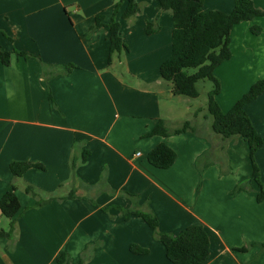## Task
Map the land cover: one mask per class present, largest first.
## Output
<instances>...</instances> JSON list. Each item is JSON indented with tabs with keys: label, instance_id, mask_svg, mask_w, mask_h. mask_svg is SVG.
I'll return each mask as SVG.
<instances>
[{
	"label": "crops",
	"instance_id": "0c3cea01",
	"mask_svg": "<svg viewBox=\"0 0 264 264\" xmlns=\"http://www.w3.org/2000/svg\"><path fill=\"white\" fill-rule=\"evenodd\" d=\"M116 2L0 0V45L12 52L10 64L0 62V197L13 180L11 161L44 166L31 167L15 180L20 210L13 240L0 237V264H59L61 253L71 264H80L82 251L93 243L87 264H172L141 216L123 219L118 210L101 208H144L146 200L161 231L177 234L194 223L205 228L210 250L204 264H264L258 246L264 243V201H257L259 186L250 179L247 140L236 136L223 142L207 113L198 117L204 107L192 116L190 100H183L184 108L198 133L146 135L160 120L172 130L188 119L174 114L162 99L174 97L159 72L172 52V15L158 0H136V14L124 19L126 3L113 16ZM253 2L264 10V0ZM233 6L234 0L203 2L204 10L226 13ZM97 16H102L99 26ZM113 17L121 24L127 48L108 63L107 24ZM147 22L151 33L146 32ZM252 25L262 31L253 34ZM230 50V58L214 70L221 86L216 101L224 112L264 77V16L235 24ZM41 61L75 68L45 78ZM245 110L263 139L255 161L264 189V92ZM159 143L176 152L168 168L148 162L149 151ZM83 149L90 154L78 160L71 178V156L80 158ZM203 155L209 163L200 171L198 158ZM247 180L251 189L231 194ZM27 184L37 189L36 196L25 191ZM71 189L77 197L33 207L40 198ZM6 222L8 227L10 219L0 211V227ZM247 243L256 245L244 252L236 249ZM131 244L148 252L133 253Z\"/></svg>",
	"mask_w": 264,
	"mask_h": 264
},
{
	"label": "trees",
	"instance_id": "16d2710c",
	"mask_svg": "<svg viewBox=\"0 0 264 264\" xmlns=\"http://www.w3.org/2000/svg\"><path fill=\"white\" fill-rule=\"evenodd\" d=\"M161 9L168 11L172 15V52L165 59L160 67V77L171 84L172 95H185L189 97H197L199 91L197 83L200 80L207 79L211 82L212 87L207 93V112L211 116V129L218 134L223 142L241 136L248 142L249 158L252 166L251 180L255 181L259 190L256 194L257 201H264V189L259 178V168L255 161V154L262 146L263 139L253 126L245 106L254 100L258 95L264 92V77L256 80L250 88L224 112L216 101V95L220 92V81L215 76L214 70L223 61L231 56L230 50V31L232 27L242 21H249L255 17L264 16V10L257 8L253 0H234L233 9L229 12L220 10H204L203 0H158ZM122 3H126L121 14L122 18L128 19L133 17L137 12L136 0H117L113 8V16L118 11ZM102 16L96 17L95 26L101 24ZM109 28V52L108 63L111 62L113 55H119L127 48L121 33V24L115 17L107 24ZM251 32L255 35L262 31L261 26L252 25ZM146 32L151 33L149 22L146 24ZM11 53L3 50L0 45V62L4 65L10 64ZM19 55L28 58L32 55L26 52H17ZM44 77L48 78L52 75L68 74L75 65L67 64L55 66L46 64L41 61ZM194 69L193 73H189V69ZM57 69L58 71H55ZM51 99V97H50ZM185 131L198 133L195 126L190 121L184 123L172 130L168 129L163 120H160L155 128L147 132L146 135L159 134L167 136ZM82 142H76L80 145ZM224 150V145H222ZM88 150H81L80 158H76L74 154L70 159V176L74 178V172L78 160H85L89 156ZM205 155L198 158V168L200 171L209 159H203ZM148 162L157 168H168L176 159V152L164 143L157 144L147 155ZM31 167L44 169L40 163L30 161H11L9 168L13 175V180L9 188L0 197V211L10 219L8 228L0 227V237H6L13 240L15 231V216L20 210V202L16 195L15 180L20 178L22 174ZM247 181L236 185L231 194H235L242 189H251L247 187ZM25 191L31 195H37V189L31 184L25 186ZM137 200L136 194L124 192ZM67 197H77L75 189H71L67 194L56 195L50 194L46 198H40L33 207H42L53 199L61 201ZM90 201L96 204L95 198L90 197ZM103 211L108 212L110 209L119 211L123 219H128L131 215L141 216L146 223L152 228L154 236L165 248L167 259L172 264H204L209 256L210 239L205 228L198 223L189 224L181 229L177 234L161 231L159 229L158 219L149 207L146 200L145 207L135 204L133 207L122 208L119 205L103 206ZM96 243L90 244L81 253L80 264H87L91 259L93 249ZM255 243H247L242 247L236 248L238 251H247ZM260 251H264V243L258 244ZM130 251L136 254H145L148 249L142 248L136 244L130 245ZM59 264H71L67 254L61 253L57 257Z\"/></svg>",
	"mask_w": 264,
	"mask_h": 264
},
{
	"label": "rangeland",
	"instance_id": "374dc122",
	"mask_svg": "<svg viewBox=\"0 0 264 264\" xmlns=\"http://www.w3.org/2000/svg\"><path fill=\"white\" fill-rule=\"evenodd\" d=\"M204 1L206 4H208L210 2H216L219 4V0H203V2ZM222 7H224V6H222ZM194 71L195 70L193 68L189 69V73H193ZM196 86H197L198 91H199V95L197 97H189V96H185V95H173L174 97H171L169 99L166 98V96H165V98L162 97V99H164V100L167 99V105L166 106H167V108L172 106V109L175 112L174 114H177V116L186 115V117H188V119H187L188 121L191 120L193 113H197V112H195L196 108L204 107L203 108L204 110H202L203 112H201V111L198 112V117L203 119L204 118L203 116H206L205 113H207V116L209 117V119L211 121L212 120L211 116L207 112L206 102H207V93L211 89L212 84L209 80L203 79V80L198 81ZM183 100H190L191 101L192 106H193V108L191 109L192 116H191V114L189 115V113H186L187 111L184 108L186 103ZM187 120H185V121H187ZM6 225H7V222L5 224H3L4 229L8 228Z\"/></svg>",
	"mask_w": 264,
	"mask_h": 264
},
{
	"label": "built area",
	"instance_id": "2783aa9c",
	"mask_svg": "<svg viewBox=\"0 0 264 264\" xmlns=\"http://www.w3.org/2000/svg\"><path fill=\"white\" fill-rule=\"evenodd\" d=\"M136 155H139V152Z\"/></svg>",
	"mask_w": 264,
	"mask_h": 264
}]
</instances>
